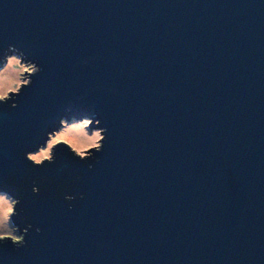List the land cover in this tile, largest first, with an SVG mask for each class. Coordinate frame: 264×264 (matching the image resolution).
<instances>
[{
  "label": "water",
  "instance_id": "obj_1",
  "mask_svg": "<svg viewBox=\"0 0 264 264\" xmlns=\"http://www.w3.org/2000/svg\"><path fill=\"white\" fill-rule=\"evenodd\" d=\"M9 45L42 71L0 104V264H264V0H0ZM83 117L93 159H25Z\"/></svg>",
  "mask_w": 264,
  "mask_h": 264
},
{
  "label": "clouds",
  "instance_id": "obj_2",
  "mask_svg": "<svg viewBox=\"0 0 264 264\" xmlns=\"http://www.w3.org/2000/svg\"><path fill=\"white\" fill-rule=\"evenodd\" d=\"M42 71V66L25 59V54L9 45L0 54V104H9V107L16 108L18 105L15 98L20 95L23 88L29 87L32 77ZM100 120L92 117H83L79 120L73 118L71 121L60 118L59 127L47 132L46 139L42 145H38L35 151L26 152L25 159L33 167H43L45 162L54 163L55 149L63 146L76 159L86 161L94 158L95 153L103 150L106 140V128L99 127ZM89 169L92 167L88 165ZM35 184V182H33ZM52 183V180H48ZM33 194H38V188L33 186ZM83 194H80V198ZM75 197L65 194L63 199L71 201ZM20 201L13 198L7 192L0 191V245L11 244L14 248L26 247L25 236L32 227L28 224L20 228L12 222V218L20 213L16 211ZM21 212L23 209L20 210ZM40 231L39 228L36 229Z\"/></svg>",
  "mask_w": 264,
  "mask_h": 264
}]
</instances>
